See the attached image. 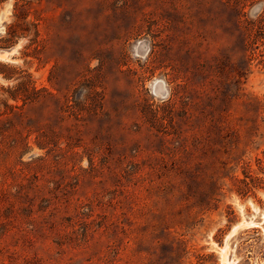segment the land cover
Instances as JSON below:
<instances>
[{"label": "rangeland", "instance_id": "374dc122", "mask_svg": "<svg viewBox=\"0 0 264 264\" xmlns=\"http://www.w3.org/2000/svg\"><path fill=\"white\" fill-rule=\"evenodd\" d=\"M16 1L45 50L0 69L54 97L0 117V264H264V45L237 31L264 0H4L0 38Z\"/></svg>", "mask_w": 264, "mask_h": 264}, {"label": "trees", "instance_id": "16d2710c", "mask_svg": "<svg viewBox=\"0 0 264 264\" xmlns=\"http://www.w3.org/2000/svg\"><path fill=\"white\" fill-rule=\"evenodd\" d=\"M4 0H0L3 2ZM253 3L254 0H227V6L233 10L242 14V11L247 6V3ZM28 2L16 1L13 10V21L8 24L6 29V34L0 38V47H10L14 45L20 38L28 37L32 32L35 37L31 39V43L24 47L23 54L25 57H33L41 60V55L45 50V43L40 40L39 23L33 22L28 23L27 19L29 13L27 10ZM237 31L243 33L245 36V42L249 43L250 47L260 49L261 45H264V8L262 12L255 20H237ZM260 62L264 63V50H261ZM4 70L0 69V75L6 80H17L18 83L14 86L12 90H9L11 99L14 103L9 104L7 100H1V104L4 106V111L0 109V117L6 116V122L9 123L11 127L14 126L13 120L10 117H21L23 115L24 109L29 105H34L36 103H41L47 98V96L54 97V95L48 92L45 88H40L36 85V82L32 79L30 74H22L23 70H20L17 66L6 64L3 65ZM257 105H260L261 101L255 100ZM21 102V103H20ZM67 108L72 109L73 107L67 103ZM31 131L29 130L28 136H30ZM27 136V138H28ZM20 140L24 141L21 136ZM19 140L14 137L9 142L10 147L17 144ZM37 145L41 149H46L49 147V143L37 141ZM259 162H262L259 159ZM244 187L240 188L239 193L246 195L252 190V187L245 180L242 181ZM11 197H20V192L17 194H11L9 192L0 193V235L4 234L7 229L14 227L15 225V211L14 204L10 203L5 209L1 210V204L4 201H8ZM25 210V209H24ZM28 227L32 224L27 222Z\"/></svg>", "mask_w": 264, "mask_h": 264}, {"label": "bare ground", "instance_id": "6f19581e", "mask_svg": "<svg viewBox=\"0 0 264 264\" xmlns=\"http://www.w3.org/2000/svg\"><path fill=\"white\" fill-rule=\"evenodd\" d=\"M1 54V53H0ZM2 55V54H1Z\"/></svg>", "mask_w": 264, "mask_h": 264}]
</instances>
